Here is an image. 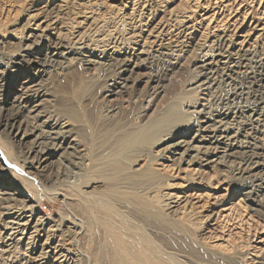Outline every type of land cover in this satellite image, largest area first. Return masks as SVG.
<instances>
[{
  "label": "bare ground",
  "instance_id": "6f19581e",
  "mask_svg": "<svg viewBox=\"0 0 264 264\" xmlns=\"http://www.w3.org/2000/svg\"><path fill=\"white\" fill-rule=\"evenodd\" d=\"M192 1L179 16L166 0H0V44L15 52L6 63L0 57V103L6 92L12 98L9 106L0 104V259L7 256L11 264H199L198 258H241L237 251L222 253V241L198 237L195 227L201 221L215 228L235 205L227 201L230 185H214L209 168L217 172L230 166L249 178L242 194L253 203L264 192V140L251 141L255 131L264 132V0ZM140 5L145 11L136 14ZM130 7L135 11L129 14ZM98 24L105 30L95 38L91 27ZM186 61L195 75L184 85L202 97L186 103L187 109L174 100L149 117L127 115L119 105L100 110L89 88L60 107L50 84L55 70L79 64L95 71L115 64L117 77L99 91L100 100L112 102L140 82L151 87ZM237 77L238 87L209 99L218 82ZM247 87L255 93L242 105L237 99ZM142 95L126 100L125 108L140 100L151 106L153 98ZM104 133L110 135L101 139ZM11 137L28 147L24 170L17 169ZM156 145L160 148L151 149ZM57 157L66 178L41 184L52 190L51 200L77 201L85 210L80 216L40 214V196L29 192L28 170H42ZM169 166H176L177 174L169 173ZM203 181L211 186L208 192ZM182 208L198 225L179 215ZM93 210L101 212L103 237ZM260 242L264 249V231Z\"/></svg>",
  "mask_w": 264,
  "mask_h": 264
},
{
  "label": "rangeland",
  "instance_id": "374dc122",
  "mask_svg": "<svg viewBox=\"0 0 264 264\" xmlns=\"http://www.w3.org/2000/svg\"><path fill=\"white\" fill-rule=\"evenodd\" d=\"M24 1L26 0H23L22 3H24ZM166 1H170V9L173 10L172 14L179 15V16H182L186 8L190 6L193 2L192 0H166ZM1 9L2 8H1V3H0V13H1ZM153 9L155 8L153 7ZM131 11L132 10L130 7L127 12L130 14ZM133 11H135V9ZM141 11L144 12L145 9L140 5V7L138 8V12L136 14H138ZM155 17L157 21L160 18L158 16H155ZM168 17H170L169 12H167L165 15L166 19H169ZM172 18H174V16H172ZM129 21L130 23L134 22L132 21V19H130ZM91 29H92L91 34L95 38H98V35L103 30H105V28L101 24L94 25L91 27ZM12 52L13 54L15 53L12 47H9V46L3 47L0 44V57L4 61L3 63H6V61L8 60L9 54H12ZM155 54H158V53H155ZM189 54H197V53L193 52ZM188 64H190L189 61L184 62L181 70L179 71L174 70L173 72L166 74L165 77H162L158 82L154 83L151 87H148L146 85L147 84L146 82H140V85H138L135 88L136 90H132L130 93L128 92L126 94H122L117 97L118 99H115L112 102H108L103 99L100 100L101 98H100L99 91L103 83L106 80H109V79L111 80L112 78L117 77L118 71L116 70L115 64L112 65L110 63H107L106 66L99 67L95 71L86 70L87 72L83 69L82 65H79V64H77V66L74 68H69V69L63 68L62 70H55L53 71V74L50 80L53 84L51 82L50 84L51 86L53 85L52 89L54 88L53 90L57 95V98H58L57 101L60 107L61 106L64 107L65 105H68L69 103H73L79 95H81L87 88H89L90 93L93 95L95 103H97L98 108L100 110H108V108L111 105L113 106L119 105V106L124 107L123 112L127 115L137 117L138 115H142L146 113L145 116L147 115L146 117H149L150 115H157V113H159L160 111L162 112L174 100L180 103L181 105H183L185 109H187L188 106L186 103H189L194 98L200 99L202 97L201 94H198V92H195V91L188 90L187 87H185L184 85L185 81L191 80L195 75L193 72V69L192 70L189 69ZM154 65L158 67L163 66L162 61H159V62L156 61V64ZM89 74H91L90 79H89V76H87ZM219 78H217V80L221 81ZM240 82H241L240 77L234 78L231 83L230 82L226 83L225 81L218 82L219 84L217 83V85H215L214 93L210 95V97L207 96V98L209 97V99L212 98L213 100H215L213 96H215L216 94L217 95L221 94L219 95L220 97V96L227 94V92L229 90H232V88L238 87V84L239 85L241 84ZM80 85H85V86L82 89H76ZM251 88L252 87H247L246 88L247 90L245 89L243 96L237 99L238 101L242 103V105H245V103L247 104V102L249 103L250 101L253 100L252 98L255 93V90L254 88L252 89ZM6 91H2L1 93L6 92ZM141 93L145 95L148 94L149 97L153 98V102L151 106L149 107L147 106L146 100H142V101L140 100L138 101V103L139 102H142V103L130 104L127 106V108H125V106L128 104L126 100H128L129 98L137 97ZM7 94L8 92L5 93L3 102L2 104L0 103L1 106H4V107L5 105L9 106L8 103L9 104L11 103L12 98L10 95H7ZM144 96L142 95L141 98L145 99ZM213 100L209 104L210 105L212 104V107L215 106L214 108H217L218 103H214ZM83 115L84 113L81 112L80 119L85 118V115L84 116ZM0 131H3L1 127H0ZM2 133H4V131ZM109 135H110L109 133H104L101 139L103 137H108ZM3 137L4 139H8V136L3 135ZM254 138L259 142L263 141L264 132L255 131L251 139L252 142H254L255 140ZM11 139H12V143L14 147H16L18 151L19 160H18L17 169L20 170L23 166L22 164H23L24 157L28 155L27 153L28 147L25 144H20L19 142H16V140L13 139L12 137ZM155 148H160V145H156V147L151 146V149H155ZM58 157L57 159H55L57 161H54L53 163L49 164L46 168L42 170H35L31 168L28 170L30 176H27L26 179H30L28 180V183H30L29 192L32 195L40 196L41 200L40 202L37 203V211L40 214H43L46 216L51 215L53 217L58 216V215H63V214L65 216H68V215L69 216H74V215L80 216L84 214L83 211L85 210H82L81 205L78 204L77 201H73L72 203L70 202L69 205H67V204L62 203L59 200V198H52L51 200L50 195L47 193H52V190L46 191L41 184V183H44L46 185L51 186V182H50L51 180H55L56 178H58L59 180H63L64 178H66L65 176L66 170L64 168L63 163H61ZM240 157L242 158V156ZM62 161H66V160L63 158ZM237 161H241V160L238 159ZM24 169H26L25 166H23V170ZM217 169L218 170L216 172L215 169L209 168L207 175L209 176L212 175L213 177H215V179H213V183L214 185L216 184L218 188L219 186L221 188V186H225L228 184L230 185L231 193L230 195L228 194L227 201H230L228 202L229 205L232 202L235 204L232 214L230 216H225L223 218L221 217L215 228L211 226V222L199 221L200 223L198 224L200 225H198L196 223L197 220L193 218L195 216H193L191 212L190 214L189 213L183 214V211L184 213L189 212L183 208L180 209L179 215H181L182 213V216L185 217V219L187 218V221H191L192 219H194V221L193 220L192 221L199 226L198 227L196 226V224H194L196 226L195 228H198V231H197L198 237L206 240L209 243H214V242L221 243L222 241L221 250H220L222 253L232 254L233 252L237 251L238 253H241L239 255L241 258L237 259V261H226L225 259H222V258H211V259L209 258L207 261V259L205 258L204 259L206 260L205 262H203L204 260H201L200 258H198L200 261L196 259V262L199 264H212V263L213 264H264V262H262L264 261V259H262L264 257L263 256L264 249L260 247L262 246L260 242V236L262 232L264 231V192L261 193L262 195L260 194L256 196L258 199L255 197V200L257 199L256 202L257 201L258 202L253 203L247 200L246 196L242 194V192H244L242 190L243 189L242 186L249 183L250 181L249 178H246L245 175L242 176L240 174H237V171L230 168V166H227V167L219 166ZM168 172L171 173L172 175L177 174L176 173L177 167L169 166ZM216 181H218L219 183H217ZM172 182H177V184H179L182 181L176 180ZM203 182H202L203 191L207 190L208 192L209 190H211V186L207 185L205 181ZM186 187L187 189H191L193 185L187 184ZM98 188H102V186L100 185ZM59 189L64 190L68 193L71 192L70 188H67L66 186L61 185L59 186ZM75 202L77 204H75ZM93 211H94L93 216L96 217L97 220L100 219L101 216L99 215H101L100 214L101 212L100 211L98 212V210L96 211L93 210ZM200 211L207 212L209 210H200ZM95 212H97V214ZM98 228L100 229L99 234L103 237L104 234L102 233L104 232L101 233V230H103V224L101 220L100 221L98 220ZM150 228H153V227H150ZM176 233H179V232H176ZM209 233L210 234L213 233V234L210 235ZM174 236H175V240H174L175 247L176 249L181 250L182 245L180 243L179 236L178 235H174ZM177 251L180 252L179 250ZM5 258H7V256H4L3 258L0 259V264H11L10 261Z\"/></svg>",
  "mask_w": 264,
  "mask_h": 264
}]
</instances>
